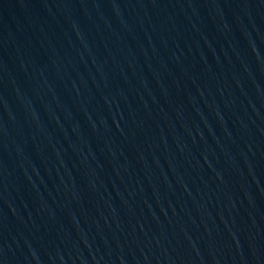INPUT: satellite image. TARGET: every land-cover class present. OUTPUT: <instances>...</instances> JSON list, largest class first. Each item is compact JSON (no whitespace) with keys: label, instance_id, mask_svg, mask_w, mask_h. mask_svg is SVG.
Masks as SVG:
<instances>
[{"label":"water","instance_id":"obj_1","mask_svg":"<svg viewBox=\"0 0 264 264\" xmlns=\"http://www.w3.org/2000/svg\"><path fill=\"white\" fill-rule=\"evenodd\" d=\"M0 264H264V0H0Z\"/></svg>","mask_w":264,"mask_h":264}]
</instances>
